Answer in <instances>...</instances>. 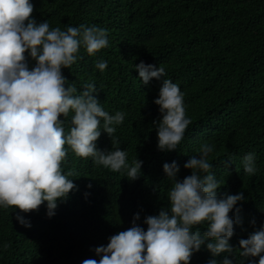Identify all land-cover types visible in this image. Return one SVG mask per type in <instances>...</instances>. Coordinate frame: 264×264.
Returning <instances> with one entry per match:
<instances>
[{
	"label": "trees",
	"instance_id": "obj_1",
	"mask_svg": "<svg viewBox=\"0 0 264 264\" xmlns=\"http://www.w3.org/2000/svg\"><path fill=\"white\" fill-rule=\"evenodd\" d=\"M31 3L37 22L46 20L52 28L86 24L109 30L107 48L95 56L81 49V59L62 71L78 90L94 83L97 98L110 114L126 113L114 134L118 143L102 134L97 147L126 150L129 164L137 155L143 161L142 175L130 181L124 169L113 172L91 157L76 156L69 147L62 170L72 173L69 179H75L78 190L59 204L52 218L44 205L20 213L30 228L16 220L18 209L0 208V264H82L85 259H99L94 249L131 227L137 213V223L143 226L146 216L167 206L171 182L164 177L163 164L177 161L178 179H183L190 174L184 164L204 142L216 145L209 160L222 184L219 194L244 191L246 197L236 206L241 208L242 223L234 226L230 243L238 247L240 239L264 224V0ZM101 59L108 63L103 72L95 67ZM141 61L163 66L162 80L171 79L184 93L191 124L176 151L157 149L153 121L162 116L154 100L162 81L143 85L134 69ZM63 119L67 131L71 115ZM249 152L258 157L255 175L245 173L241 164ZM233 256L234 264H240L238 249ZM210 258L202 249L191 264H207ZM223 259V254L217 257Z\"/></svg>",
	"mask_w": 264,
	"mask_h": 264
},
{
	"label": "clouds",
	"instance_id": "obj_2",
	"mask_svg": "<svg viewBox=\"0 0 264 264\" xmlns=\"http://www.w3.org/2000/svg\"><path fill=\"white\" fill-rule=\"evenodd\" d=\"M34 8L31 0H0V208L18 209L16 220L28 228L30 221L20 213L44 205L52 218L59 204L78 190L75 179H69L72 173L62 170L69 147L76 156L91 157L113 172L124 169L130 181L140 178L143 165L137 155L129 164L122 148L97 147L102 134L118 143L114 134L126 113L110 114L97 98L94 83L78 90L62 71L81 59V49L95 56L107 48L109 30L86 24L52 28L46 20L37 22ZM95 67L103 72L108 63L101 59ZM134 69L143 85L162 81L154 100L162 116L153 121L157 149L176 151L191 124L184 93L171 79L162 80L163 66L141 61ZM69 115L71 127L66 131L63 118ZM215 149L214 143L204 142L184 164L190 174L183 179H178L177 161L165 162L162 171L171 182L167 206L146 216L143 226L137 223V213L131 227L94 249L99 259L82 264H191L202 249L210 254L207 264H234L237 249L240 264H264V224L240 239L238 247L230 243L234 226L242 223L236 206L246 197L244 191L219 194L222 184L209 160ZM257 160L255 152L244 155L243 171L255 175ZM251 224L255 226V219ZM222 254L224 259L218 261Z\"/></svg>",
	"mask_w": 264,
	"mask_h": 264
}]
</instances>
